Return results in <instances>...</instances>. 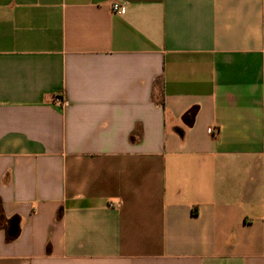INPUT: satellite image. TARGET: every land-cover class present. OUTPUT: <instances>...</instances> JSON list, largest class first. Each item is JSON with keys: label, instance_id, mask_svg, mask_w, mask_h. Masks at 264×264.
I'll use <instances>...</instances> for the list:
<instances>
[{"label": "crops", "instance_id": "obj_1", "mask_svg": "<svg viewBox=\"0 0 264 264\" xmlns=\"http://www.w3.org/2000/svg\"><path fill=\"white\" fill-rule=\"evenodd\" d=\"M0 264H264V0H0Z\"/></svg>", "mask_w": 264, "mask_h": 264}, {"label": "built area", "instance_id": "obj_2", "mask_svg": "<svg viewBox=\"0 0 264 264\" xmlns=\"http://www.w3.org/2000/svg\"><path fill=\"white\" fill-rule=\"evenodd\" d=\"M112 10L120 12V13H124L126 9H125L124 5H122L120 2L116 1L112 4ZM56 101L61 102V103H65V100L64 99L62 100L61 98H56ZM209 131L213 132V129L209 128Z\"/></svg>", "mask_w": 264, "mask_h": 264}, {"label": "water", "instance_id": "obj_3", "mask_svg": "<svg viewBox=\"0 0 264 264\" xmlns=\"http://www.w3.org/2000/svg\"><path fill=\"white\" fill-rule=\"evenodd\" d=\"M15 231H16V226H12L11 227V235H14V233H15Z\"/></svg>", "mask_w": 264, "mask_h": 264}]
</instances>
